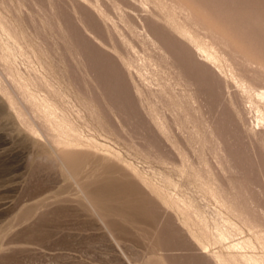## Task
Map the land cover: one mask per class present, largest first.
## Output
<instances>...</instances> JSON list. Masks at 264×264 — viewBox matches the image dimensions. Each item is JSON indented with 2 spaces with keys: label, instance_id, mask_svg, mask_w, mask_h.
Segmentation results:
<instances>
[{
  "label": "rangeland",
  "instance_id": "rangeland-1",
  "mask_svg": "<svg viewBox=\"0 0 264 264\" xmlns=\"http://www.w3.org/2000/svg\"><path fill=\"white\" fill-rule=\"evenodd\" d=\"M196 1L202 2V7L213 14L215 21L219 22V25L222 24L225 28L232 29L238 35H241L250 49L264 53V0ZM150 9L151 6L141 5V0H0L1 19L14 27L23 50L31 57L30 61L34 62L35 67L44 74L42 87L46 88L49 85L50 89L53 90L52 93H56L59 96L61 94L67 95L74 104L79 106L77 107L78 109L85 110L84 114H86L87 122L92 128L91 131H85L86 136L93 137L100 143L120 153L121 157L131 163L147 180L152 184L163 187L168 194L193 200L195 204L203 207L202 194H196L194 191L182 187L186 183L185 178L181 179L174 171L166 169L165 174L178 184V188L173 189L166 186L158 174L159 166L145 157V150L149 149L147 147L152 144H158L159 147V142L156 143L158 137L153 130V125L147 113L139 104L137 96L134 95L133 84L141 86L143 83V86L146 87L147 83H149L151 87L152 82L150 83L149 77L152 76L153 67L150 69V66H146L147 70L140 77L137 75V69L146 65L147 60L151 56L156 55V50L150 42L143 44L141 38L147 36L146 38L151 42L157 41L156 43L159 46L164 44L172 50L175 53V58L173 59L175 66L182 71V76L185 75L184 77L188 80L190 79L189 81L194 84L192 89L194 88L195 96L198 97L197 105L199 104L200 108V113L198 114L209 115L208 117L215 118L213 121L217 120L215 122V126H218L217 131L220 130L221 133L219 132V134L221 137L227 144L229 143L228 147L230 148L233 162L244 175L245 184L248 185V190L250 189L249 192L252 199L254 198V204L259 205L258 211L260 213L258 212V214L264 217V176H261V174L264 175V141H262V135H258L263 129L258 122V117H256L258 115L256 107L259 104L256 101L253 103H241L238 97L239 93L232 85L230 92L235 94V98L232 101V107L229 109L223 103L221 80L219 77L216 79L213 76L209 67H204L200 61H195L193 53L189 50L192 45L188 42L185 43L184 39L183 41L182 38L177 37L174 33L172 34L162 22L156 21L155 18L150 17L146 22L143 20L142 17L150 15ZM33 10H37L35 16L37 17L39 32L42 37V42L38 44V48L35 47V40L29 30ZM231 14H233L232 17ZM216 17L222 19L218 20ZM225 20L228 22L226 23ZM140 21L143 23L141 24ZM168 32L169 34L167 35ZM0 42L7 44V39L4 35L0 36ZM48 47L54 52V60L50 58V53L47 52ZM30 48L32 51H30ZM147 52H149L148 55ZM177 54L179 55L177 56ZM33 55H36V60ZM26 61L24 57L16 53L14 70L29 77L31 76L30 74L35 73L33 72L34 70L28 67V61ZM130 61H134L133 64L135 66L125 67V64ZM85 71H88L90 77L84 75ZM130 72L133 74H130ZM1 74L5 75V66L0 59V77ZM0 81H2L1 78ZM91 82L93 83L91 84ZM154 86L152 85L153 88ZM29 88L34 89L32 82ZM77 91H88L90 99L93 98L98 103L93 100L86 101L80 98L81 96ZM199 91L201 92L199 93ZM0 95V115H2L0 116V264H124V262L128 264H163V262L164 264L166 262L167 264H205L200 257V260L197 259V253H195L194 249H191L194 245L187 239L188 237L185 235L183 228L178 226L179 223L176 217H173L175 215L170 211H164L146 191H143L144 189H142L141 185L137 181H133L131 177L128 179H131L130 189L134 190L132 191L134 195L129 194V196L134 201L137 199L135 202L142 204L140 205L143 208V213L141 212V215L139 212L131 214L136 219L133 216L132 219L129 214L125 217V221H120L117 216L112 215L114 218L101 212L103 221L101 222V219L97 217L91 207L84 202L82 194H78L77 188H74L76 185L74 186V183L72 184L71 182L72 180L70 178V180L67 179L68 175L63 170L61 171L58 161L49 152L46 143L31 134L28 135L25 128L22 129V125L19 124L20 122L14 113L10 109L8 110L9 106H7L8 103L5 96L1 92ZM204 95L206 98H204ZM203 99L207 101L205 102ZM170 102L176 103L173 99ZM211 105L212 108H210ZM201 109L203 112H201ZM227 109L229 110L227 111ZM94 111L100 113L101 120L105 124L108 123V127L110 126L115 132L109 130V134H103L102 136L95 132V130L98 131L100 128L97 126L98 119L94 115ZM238 111L245 113L246 127L245 125L244 127L248 128L247 135H244L240 123L235 121L237 119L233 113H238ZM183 112H186V110ZM186 113H188V110ZM189 113L193 117L189 115L192 121H197L198 123H196L199 124V120L196 118L199 115ZM167 114L171 116L168 120L171 125L173 118L182 122L181 117L185 115L183 113L181 116V114H174L170 111ZM173 114L174 117H172ZM114 115H119L121 118H118V116L114 117ZM70 117L74 120L76 119L73 112H70ZM16 121L19 123L16 124ZM20 127L21 129H19ZM248 134L253 136L249 137ZM224 136L229 139L227 137L225 139ZM247 136L248 138H246ZM140 148H143L142 150L145 149V152L140 151ZM169 155L176 158L175 153ZM40 156L42 160H40ZM48 159L49 162H47ZM95 160H88L83 170L82 178H84L85 174L87 176L82 179L83 181H88L86 178H89L90 182L93 180L92 182L95 181L96 184V182L102 180L101 177L103 175L104 177H114L115 175V179L126 181L125 179L127 178H121L123 173L129 174V171H124V167L115 163L119 165V169L115 167L113 170H106L105 174V172L102 173L101 163ZM44 161L46 162L44 163ZM91 162H94V164ZM94 166L95 168H93ZM89 170H91V173ZM110 170L111 172L113 171V174ZM91 174L93 175L90 176ZM94 174L98 177L94 176ZM99 175H101V179ZM93 176L95 179L92 178ZM60 179L63 180L61 181ZM68 185L70 188H65L69 187ZM71 190L77 193L75 194ZM144 198L149 199L143 200ZM147 204L149 206H146ZM145 209L148 210L145 211ZM148 212L150 213V218L147 220ZM165 213L170 214V216L168 214L166 216ZM152 220H154L155 224H152ZM167 221L169 222L167 223ZM162 224L163 226H161ZM157 228L162 232L159 233ZM148 233H151V235ZM244 234L254 240L251 232L244 231ZM180 236L185 238L182 239ZM140 243H142L141 246L139 245ZM115 244L119 245V247ZM148 245L150 247H147ZM144 247L145 249H142ZM184 247L185 249H183ZM147 250L149 251L147 252ZM175 251H177V254H175ZM254 252L261 254L263 251L259 246L255 245ZM184 256L186 257L184 258ZM142 257H146L144 258L145 260Z\"/></svg>",
  "mask_w": 264,
  "mask_h": 264
},
{
  "label": "bare ground",
  "instance_id": "bare-ground-1",
  "mask_svg": "<svg viewBox=\"0 0 264 264\" xmlns=\"http://www.w3.org/2000/svg\"><path fill=\"white\" fill-rule=\"evenodd\" d=\"M201 4L202 2L199 3L196 0H141V5L143 6L148 5L149 7L151 6L150 15H148L149 17L147 15L141 17L145 22L148 21L150 17L155 18L156 21L158 20L162 22L165 28L167 27V29H169L170 32H172V34L174 33V35H177V37L182 38V40L184 39L185 43L188 42L192 45V47L189 48V50L193 53L196 59L195 61L197 62L200 61L202 66L204 65V67H209L212 70L213 76L216 79H218L217 77H219V79L221 80L222 85L220 84L219 85L223 86V93H222L223 103L227 105L229 109L232 107L231 106L233 104L232 101L235 98L234 97L235 94L233 93L234 94L233 95L230 92V88L233 86L234 88L237 89L239 93L238 97L241 103L244 102L253 103L254 101H256L259 104L256 107L257 108L256 112H258V115L256 117H258V122L259 124H261L263 131L261 130V132H259L258 135H262V141H264V55H263L264 53L262 54L258 51L250 49V47L246 44V42L243 40V37L241 35H238L232 29L225 28L222 24L219 25L218 24L219 22L217 23L215 21L213 14L211 12H208L204 7H202L203 5ZM3 7L5 6L3 5ZM243 7L241 8L242 9L246 8ZM255 7L257 6L255 5ZM35 12H37V10L35 11L33 10L32 12L31 21L29 24V30L31 31L33 38L35 40V47L38 48L39 47L38 44L42 42V37L39 32L40 29H39L37 17L35 16ZM232 15L233 14H231V17ZM221 19L222 18L218 20ZM227 22L228 21H226V23ZM142 23L143 22H141V24ZM168 34L169 32L167 33V35ZM1 35H4L7 39V44L0 42V59L3 61V64L5 66V75L1 74L0 77L2 80L0 81V92L2 93V95L5 96L6 101L8 103V105L6 103L5 105L9 106V108L7 106L6 107L8 108V110L10 109L14 113L15 117L19 120L20 123L16 121L17 122L16 124L18 123L21 124L22 129L25 128V130L28 132V135L31 134L33 137L43 140V142L46 143V145L49 148V152L58 161L61 171L63 170L68 175L67 179L70 178L72 180L71 181L72 184L74 183V186L76 185V187L74 188H77L76 190L78 191L79 195L82 194L81 196L84 199V202H86V204H88L91 207V209L97 215V217L101 219V215L103 213L104 215L106 214L111 216L112 215L117 216L119 217L120 221L122 220L125 221L126 220L125 217L129 214L131 215L134 214L135 212L136 213L139 212L141 215V212L143 213L142 210L143 208L141 207L142 204L140 203L141 204L140 205L138 202H135L137 199L134 201L129 196V194H132V196L134 195V193L132 192L134 190L130 189L131 179L130 180L128 179L129 177H131L133 181L135 180L141 185L142 189H144L143 191H146V193L161 208H163L164 211L167 212L170 211L175 215L172 216L174 218L176 217V220L179 223V225L178 224L177 225L183 228V230L186 233L185 235H187L188 237L187 239H189L191 243L194 245V246L192 245L193 248L191 249L195 250V253H197L196 255L198 256L197 259H199L200 257L204 261L203 263L205 264H264V217L263 215L258 214L259 205L257 206L254 204L253 202L254 198L252 199V196L250 195L249 192L250 189L248 190L247 187L248 185L245 184L246 182L244 175L240 172V170L233 162L230 148L228 147L229 143L227 144L226 141L221 137V135L219 134L220 130L217 131L218 126L217 127L215 126L216 125L215 122H217V120L213 121L215 120V118L212 119L211 117H208L209 115L204 116L203 114L202 115L198 114L200 113L199 112L200 108L198 106L199 104L197 105L198 97L195 96V93L193 91L194 88L192 89V85L194 84L191 81H189L190 79L189 80L186 79L184 77L185 75L182 76L181 74L182 71L175 66V63L173 62V59L175 58V53L172 50H170L164 44H160L159 46L156 43L157 41L151 42L150 40H148V38H146L147 36L141 38L143 44H148V42L152 43V45L155 47L156 55L151 56V58L147 60L146 65L142 64L143 66L141 65L142 67H140V69H137V75L139 77L144 75V71L147 70L146 66L147 67L150 66V69L151 67H153V73L152 76L149 77V79H150V83L152 82L151 84L155 85L156 88L155 86L153 88L151 84L150 87L149 83H147V85L145 84L146 87L143 86L144 85L143 83L141 86L133 84L134 85L133 91L135 92L134 95H136L138 98L139 104L141 105L143 110L147 113V116L153 125L152 126L154 128L153 130L156 132V135L158 137L157 141L155 139L154 140L156 141V143L159 142V147L158 144L157 145L152 144L150 145V147H147L149 148L148 150L144 149L146 152L142 150L143 148L142 149L140 148V151L142 152L144 151L145 157L147 159H150L152 163H155L156 165L159 166L158 174L160 175L163 183L166 186L171 187L173 189L178 188V184L175 183L170 176L165 174V171H167L168 169L174 171L179 177H181V179L185 178L186 183L183 184L182 187H184L187 190L194 191L196 194H202L203 195L202 203H204L203 207H200L197 204H195V201L193 200H188L183 197H176L174 194H168V192L163 187L152 184L149 180H147L142 175V173H140L131 163H129L126 159L121 157L120 153L114 151L111 147L100 143L95 138L86 136L85 131H91L92 128L89 126L87 122L86 114H84L85 110L78 109L77 107L79 106L77 104H74L67 95L61 94L59 96L56 93H52L53 90L50 89L49 85H47L46 88L42 87V82H44V77H43L44 74L41 73L40 69L35 67L34 62L30 61L31 57H29L27 52L23 50L21 42L19 41L18 36L15 33L14 27L8 24L7 22H5L0 17V36ZM155 35L157 34L155 33ZM30 51H32V49ZM47 52L50 53L49 55L50 58L54 60L55 56L53 50L48 47ZM16 53H19V55H21L22 57L25 58V60L28 61V67L34 70L33 72L35 74H30L31 76L26 77L25 75L21 74L19 71L14 70ZM148 53L149 52H147V55ZM178 55L179 54H177V56ZM33 57L36 60V55H33ZM133 62L134 61H130L129 63L127 62L125 64V67L129 68L135 66ZM131 73L132 72H130V74ZM84 75L89 76L90 74L88 73V71H85ZM2 82L5 83V85H3ZM31 82L33 83L34 89L29 88L31 86ZM86 82L88 81L86 80ZM147 82L149 81L147 80ZM92 83L93 82H91V84ZM77 92L78 94H80L81 96L80 98L86 101L93 100L96 103H98L97 100H94L93 98L90 99V95H89L90 93H88V91L87 92L77 91ZM200 92L201 91H199V93ZM204 98H206L205 95ZM171 99L175 100L176 103L174 104L170 102ZM206 101L207 100H205V102ZM210 108H212V105ZM229 109H227V111ZM185 110L186 112L188 110V113L183 112ZM211 110L213 111V109ZM169 111L174 114H181V116L183 113H185V115L181 117L182 122L177 121L175 118H173L171 125L168 121L169 117H171L169 114H167ZM70 112H73V114H75V118H76L75 120L70 117ZM189 112L193 114L196 113V115H199L198 117H196L197 120H199V124H197L198 123L197 121H192L193 117L192 115H190ZM201 112H203L202 109ZM217 113L219 114V112ZM217 113L216 115H218ZM234 113L233 115H235L237 119L234 120L240 123V127L243 130L244 135L245 134L247 135L248 128L247 129L245 128L246 127L245 113L243 111H238V113L235 114ZM174 114L172 117H174ZM94 115H96L98 119L97 126L98 128H100L98 131L95 130V132L100 134V136H102L103 134L104 135L109 134L110 133L109 130L112 129L110 128V126L108 127V123L106 122L107 124H105L101 120L100 113H98L97 111H94ZM189 115L192 118H190ZM115 116L116 115H114V117ZM117 116L118 118L120 117L119 115ZM227 119L229 118L227 117ZM21 127L19 129H21ZM112 131H114V129ZM248 135L250 137L252 134H248ZM246 138H248V136ZM160 148H162V150H160ZM171 153L172 154L175 153L176 158H174V156L169 155ZM47 156L50 155L48 154ZM31 157L33 156L31 155ZM40 158H41L40 160H42L41 156ZM89 159L91 160L96 159L95 161L101 163L102 165L101 167L103 169L102 173L105 172L106 170L108 171L109 169L113 170L115 167L118 168V166L121 165L122 167L125 168L124 171L125 170L129 171V174L121 173L122 174L121 178L123 179L127 178L125 179L126 181L115 179L114 178L116 177L115 175L114 177L113 176L108 177L107 175H106L107 177H104V175L101 177V175H99V178L101 177L102 180L96 182V184L95 181L92 182L93 180L90 182L89 178H86L89 182L86 180H85L86 182L83 181L82 179H84L85 176H87L85 174L84 178H82L83 170L86 167ZM37 161L39 163L38 159ZM45 162L46 161H44V163ZM47 162H49V159ZM54 162L53 164H55ZM115 163L119 165H116ZM92 164H94V162ZM93 168H95V166ZM89 172L91 173V170H89ZM84 173H88V172H84ZM92 175L93 174H91L90 176ZM94 176L98 177L95 174ZM94 176L92 178L95 179ZM261 176L264 175L261 174ZM261 179L263 180L262 177ZM65 188H70V186ZM139 194L141 193L139 192ZM148 199L144 198L143 200H148ZM89 206L87 207L90 209ZM146 206L149 205L147 204ZM146 206L145 208H147ZM147 210L145 209V211ZM147 214L146 215L148 218L146 219L148 220L150 218L149 217L150 213L148 212ZM165 214L167 216L168 213ZM168 215L170 216V214ZM132 216L133 215H131V218ZM100 221L103 222L102 219ZM153 221L154 220L151 221L152 224L154 223ZM101 222L100 224L103 226ZM168 222L169 221H167V223ZM161 226H163V224ZM244 231L251 232L254 237V240L245 236ZM160 232L162 231H159V233ZM145 234L147 235V233ZM149 235H151V233ZM169 237H171V235ZM184 238L182 237V239ZM142 243H140L139 245L141 246ZM255 245L259 246V248L263 251L261 254H256L255 253L256 251L254 252ZM116 246L119 247V245ZM147 247L150 246L148 245ZM155 248L157 247L155 246ZM162 248L164 249V247ZM142 249H145V247ZM183 249H185V247ZM148 251L149 250H147V252ZM176 252L177 251H175V254H177ZM144 254L146 255L145 252ZM185 257L186 256H184V258ZM157 262L159 263V261ZM125 263L127 262H124V264Z\"/></svg>",
  "mask_w": 264,
  "mask_h": 264
}]
</instances>
